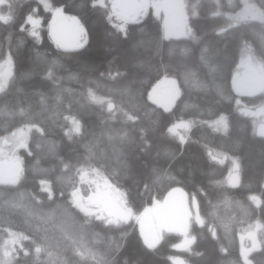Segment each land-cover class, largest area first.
Listing matches in <instances>:
<instances>
[{
	"label": "trees",
	"instance_id": "16d2710c",
	"mask_svg": "<svg viewBox=\"0 0 264 264\" xmlns=\"http://www.w3.org/2000/svg\"><path fill=\"white\" fill-rule=\"evenodd\" d=\"M100 1L0 6L11 19H0V63L10 54L14 65L0 93V141L29 133L18 151L19 180L0 183V250L18 239L0 264H173L172 257L264 264V230L253 253L240 245L244 232L257 223L264 228V137L238 110V100L257 107L264 95L240 96L232 84L244 46L264 65V24L229 25L243 0H186L191 38L167 37L152 11L122 31ZM249 1L264 14V0ZM57 8L84 26L82 48L60 49L49 39ZM29 17L41 19V40ZM163 78L177 79L181 91L168 111L149 100ZM181 123L188 128L178 139L170 129ZM209 152L228 160L219 163ZM233 160L240 183L222 186ZM93 170L124 194L136 216L176 189L195 197L201 222L190 226V250L178 248L181 236L172 233L149 247L135 222L110 225L77 209L72 193L86 187L81 173Z\"/></svg>",
	"mask_w": 264,
	"mask_h": 264
},
{
	"label": "rangeland",
	"instance_id": "374dc122",
	"mask_svg": "<svg viewBox=\"0 0 264 264\" xmlns=\"http://www.w3.org/2000/svg\"><path fill=\"white\" fill-rule=\"evenodd\" d=\"M15 0H0V6L10 5ZM49 7L48 0H39ZM122 0H101L100 4L109 5L110 16L114 23L122 31L129 23H137L150 11L164 25V32L167 37L172 33L178 37H193V32L188 23L186 0H134L139 5L136 15L126 17L118 8ZM242 10L232 17L230 26L244 23L264 24V14L249 0H243ZM9 7V6H8ZM0 19L8 21L9 15H2ZM11 20V19H10ZM61 22L73 25L77 31V39L65 41L57 34V26ZM28 23L32 34L41 40L42 22L40 18L29 17ZM168 25L169 28L165 26ZM47 34L53 44L64 50H77L82 48L87 42L84 26L79 19L65 14L62 9L52 10V19L47 26ZM13 60L7 54L3 62L0 63V93L7 88L13 76ZM232 84L237 88L240 96L264 95V65L252 52L251 48L244 46L240 52L238 66L233 72ZM179 82L175 78H163L158 81L149 93V100L154 104L168 111L173 108L180 96ZM238 110L243 116L249 117L253 124L254 133L264 137V103L257 107H246L238 100ZM222 126L226 124L221 121ZM188 125L181 123L170 129L172 136L183 139ZM28 130L20 129L9 137L0 141V183L15 184L22 174L21 158L18 155L19 149L27 148ZM213 160L223 163L228 160L209 152ZM81 183L86 187H79L72 193L74 206L89 216L103 219L110 225H123L135 222L142 234L145 243L149 247H155L156 243L167 234H177L181 236V245L184 250H190L194 237L190 234V226L196 221L201 222L198 214V205L195 197L187 192L176 189L171 191L163 200L156 202L145 213L136 216L127 207L124 194L112 185L102 173L97 170L83 171L81 173ZM240 183L239 165L237 161H232L231 170L226 179L220 183L222 186L238 185ZM264 185V183H263ZM85 190H88L85 193ZM254 204L259 205L260 199L252 197ZM264 228L261 223H257L242 234L241 248L245 254L253 253L261 247L262 241L258 237ZM18 239L11 236L3 244L0 250L1 255L12 254L16 248ZM4 258V257H3ZM173 264H188L180 257L171 258Z\"/></svg>",
	"mask_w": 264,
	"mask_h": 264
},
{
	"label": "water",
	"instance_id": "95a60500",
	"mask_svg": "<svg viewBox=\"0 0 264 264\" xmlns=\"http://www.w3.org/2000/svg\"><path fill=\"white\" fill-rule=\"evenodd\" d=\"M118 8L126 17L136 15L139 11V5L134 0H122L118 4ZM56 31L58 36L65 41H74L77 39V31L69 23L61 22L57 26Z\"/></svg>",
	"mask_w": 264,
	"mask_h": 264
}]
</instances>
